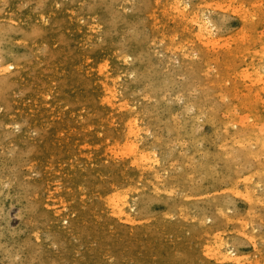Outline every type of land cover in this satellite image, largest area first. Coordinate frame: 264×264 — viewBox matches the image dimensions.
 Returning a JSON list of instances; mask_svg holds the SVG:
<instances>
[{"label":"rangeland","instance_id":"rangeland-1","mask_svg":"<svg viewBox=\"0 0 264 264\" xmlns=\"http://www.w3.org/2000/svg\"><path fill=\"white\" fill-rule=\"evenodd\" d=\"M0 28V264H264V0H0Z\"/></svg>","mask_w":264,"mask_h":264},{"label":"bare ground","instance_id":"bare-ground-1","mask_svg":"<svg viewBox=\"0 0 264 264\" xmlns=\"http://www.w3.org/2000/svg\"><path fill=\"white\" fill-rule=\"evenodd\" d=\"M99 2H100V1H99ZM184 7H185V6H184ZM193 17H194V16H193ZM202 21H203V20H202ZM197 23H198V22H197ZM205 23H206V21H204V25H205ZM201 25H202V24H201ZM201 25H198V26H200V27H197V28H199V32H200L201 36L203 37V36H204V30H205V28L202 27ZM207 26H208V24H207ZM0 29H1V28H0ZM5 29H6V28H5ZM209 31H210V30H209ZM200 34H199V35H200ZM199 35H198V36H199ZM203 38H204V37H203ZM210 38H211V37H210ZM210 40H211V39H210ZM209 42H210V41H209ZM203 43H204V42H203ZM123 60H124V59H123ZM11 62H12V61H11ZM123 62H124V61H123ZM6 63H7V62H6ZM2 65H3V64H2ZM1 67H2V66H1ZM8 67H9V66H7V68H8ZM9 68H10V67H9ZM12 68H13V67H12ZM254 68H255V67H254ZM255 69H256V68H255ZM255 69H254V72H255ZM0 71H1V70H0ZM5 71H6V70H5ZM2 72H3V71H2ZM7 72H8V71H7ZM3 74H4V73H3ZM5 74H6V73H5ZM256 75H257V74H256ZM257 76H258V75H257ZM130 83H132V82H130ZM257 122H258V121H257ZM15 123H16V122H15ZM260 123H261V122H260ZM261 124H262V123H261ZM263 124H264V123H263ZM259 126H260V125H259ZM260 127H261V126H260ZM262 127H263V126H262ZM262 127H261V128H262ZM258 130H259V129H258ZM262 130H263V129H262ZM260 131H261V130H260ZM132 133H135V132H132ZM253 133H254V132H253ZM262 133H263V132H262ZM126 138H127V137H126ZM250 139H251V138H250ZM133 141H134V140H133ZM132 143H133V142H132ZM134 143H135V142H134ZM260 143H261V142H260ZM131 145H132V144H131ZM133 145H134V144H133ZM136 146H137V144H136ZM258 146H259V145H258ZM135 149H136V148H135ZM126 150H127V149H126ZM132 151H133V149L131 150V152H132ZM137 152H138V151H137ZM142 154H143V153H142ZM130 155H131V154H130ZM134 155H135V153H134ZM145 155H146V154H145ZM135 156H136V155H135ZM142 157H143V156H142ZM147 157H148V156H147ZM147 157H146V159H147ZM143 158H144V157H143ZM143 158H142V159H143ZM148 158H149V157H148ZM134 161H135V160H134ZM137 161H138V163H139V161H141V160H137ZM142 162H143V160H142ZM145 162H146V160H145ZM145 162H144V163H145ZM133 163H134V162H133ZM141 165H142V164H141ZM148 166H149V163H148ZM148 166H147V167H148ZM147 167H146V168H147ZM148 168H150V167H148ZM153 170H154V169H153ZM257 183H258V182H257ZM114 197H115V196H114ZM125 197H127V196H125ZM111 198H112V197H111ZM123 199H124V198H123ZM126 199H127V198H126ZM117 201H118V200H117ZM121 201H122V200H121ZM124 201H125V199H124ZM128 201H129V200H128ZM118 202H120V201H118ZM129 202H130V201H129ZM112 203H113V202H112ZM114 203H115V202H114ZM117 204H118V203H117ZM117 204H115V206H118ZM126 205H127V203H126ZM131 205H132V204H131ZM120 207H122V206H120ZM128 207H129V206H128ZM128 207H127V208H128ZM132 208H133V207H132ZM112 209H113V207H112ZM127 213H128V212H127ZM119 214H120V213H119ZM119 214H118V215H119ZM112 215H113V214H112ZM122 215H124V214H122ZM126 215H127V214H126ZM125 217H126V216H125ZM127 218H128V217H127ZM127 218H126V219H127ZM61 220H62V219H61ZM127 220H128V219H127ZM225 220H226V219H225ZM62 221H63V220H62ZM229 221H230V220H229ZM196 224H197V223H196ZM201 227H202V226H201ZM205 231H206V230H205ZM202 233H203V232H202ZM206 233H207V232H206ZM222 233H223V232H222ZM207 235H208V233H207ZM205 240H206V239H205ZM213 240H214V239H213ZM207 241H208V240H207ZM207 241H206V242H207ZM210 242H211V241H210ZM213 242H216V241H213ZM211 243H212V242H211ZM218 243H219V242H218ZM208 244H209V243H208ZM213 244H214V243H213ZM221 244H223V243H220V245H221ZM216 245L218 246V244H216ZM204 246H205V245H204ZM204 246H203V248H204ZM210 246H211V244H210ZM212 246H213V245H212ZM222 246H224V245H222ZM208 247H209V245H208ZM219 247H220V246H219ZM211 248H212V247H210V249H211ZM213 248H214V247H213ZM217 248H218V247H217ZM205 249H206V248H205ZM205 249H204V250H205ZM223 249H224V248H223ZM211 250H212V249H211ZM218 250L220 251V249H218ZM207 251H210V250L207 249ZM216 251H217V250H216ZM216 251H215V252H216ZM225 251H226V250H225ZM203 252H204V251H203ZM212 252H213V251H212ZM212 252H210V253H212ZM213 253H214V252H213ZM218 253H221V252H218ZM222 253H223V252H222ZM215 254H216V253H215ZM212 255H213V254H212ZM225 255H226V254H225ZM225 255L222 256L221 258L224 259V258L226 257ZM215 256H216V255H215ZM220 256H221V255H220ZM217 257H218V256H217ZM221 258H218V259H221ZM230 259H231V258H230ZM224 260H225V259H224ZM226 262H229V261L227 260Z\"/></svg>","mask_w":264,"mask_h":264}]
</instances>
